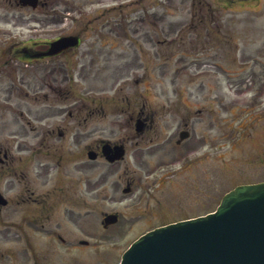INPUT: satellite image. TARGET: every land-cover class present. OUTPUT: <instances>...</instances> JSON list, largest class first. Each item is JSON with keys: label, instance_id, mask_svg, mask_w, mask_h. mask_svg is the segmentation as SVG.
I'll list each match as a JSON object with an SVG mask.
<instances>
[{"label": "flooded vegetation", "instance_id": "flooded-vegetation-1", "mask_svg": "<svg viewBox=\"0 0 264 264\" xmlns=\"http://www.w3.org/2000/svg\"><path fill=\"white\" fill-rule=\"evenodd\" d=\"M11 1L7 0L10 4ZM13 1L17 7H21L20 0ZM144 1L150 0H134L133 9L129 6H126L128 9H123L121 2H118L113 9L116 17L123 13L127 14V16L123 14L127 17V24L123 25L125 35L123 36L127 37L129 47L126 54L121 52L125 45H120L113 37L111 41L103 40L104 29H107L111 36L120 37L117 30L122 27L120 23L115 22L112 28H108L101 19V25L95 21L96 25L92 22V26L85 24L79 27L75 25L74 19L68 16L70 15L69 0H64V9L55 11L48 22L34 15L38 7L28 14L20 11L17 25L27 26L33 34L18 44L11 45L8 50L4 51L2 47L0 48V56H5L4 59L0 58L1 75H3L2 68L5 67L7 70L11 68L15 77L8 82L4 93H0V242L7 251L12 250V253L17 251L23 259L31 260L48 256L47 253L52 254L55 243L64 245L67 252L85 250L87 244L83 239L75 238L74 243H71L73 235L71 221L81 219L80 209L86 204L85 197L75 196L76 192L81 195L82 189H88L89 180L86 179L88 162L105 163L101 154L104 142H108L111 146L122 145L125 153L129 152L134 165L139 168L142 166L139 164L141 157L162 153L160 163L156 165L158 168L165 166L167 169L157 178V182L161 181L164 184L168 182L177 184L174 182L176 177L173 173L177 172L175 167L179 162L181 166L178 169L188 165L186 171L195 165L193 128L195 110L189 113L190 107L185 106L189 119L180 118L179 106L174 103L179 99L176 93L172 94V97L176 98L172 101L169 100L171 95L163 93L166 100L161 104L160 117L156 111L147 109L146 101L139 102L135 97L130 100L126 98L125 109L129 114L126 123L128 134L115 141L102 139L89 141V136L98 129L93 128L92 132H88L90 125L88 118L104 112L105 102L109 105L115 104V98L106 101L102 97L89 96L88 93L107 92L103 90L105 89L103 84L107 82L106 78H113L112 71L118 72L115 81L117 86L123 88L119 83L125 82L129 79V76H126L131 75L127 73L124 76V72L132 69L131 65L133 67L137 58L143 60V63L148 61L161 66L173 60L174 62L183 60L181 57L177 58V54L185 56L177 51L172 42L167 41L166 24L169 14L166 7L167 0H151L152 4L149 6L144 5ZM192 2L194 3L190 11L192 17H204V11L195 9V0ZM47 3L43 0L39 5L45 7ZM57 4L60 8L59 1ZM207 7L205 15L210 17L211 21L206 33L211 38L210 50L216 51L222 49V45L219 42L221 38L217 37L215 30L220 27L219 21L214 18L223 17L225 13L231 12V9L214 10L208 4ZM128 14H132V18H138L137 21L130 19ZM102 15L103 11H100L96 17L102 18ZM4 18L6 15L0 14V19ZM147 19L149 23L146 22ZM142 22L155 28L161 25L160 29L164 31L166 39L154 41L152 32L156 36L158 32L153 30L148 33L138 28L137 25ZM169 28L177 32V28ZM255 30L252 33L261 38L260 42L255 41L257 43L250 41V37H248L250 40L245 38L244 41H236L230 38L228 33L229 39L226 43L223 42V45L225 47L228 45L229 55H220H224L231 68L220 66L221 61L215 52L209 51V56H201L203 53L195 56V63L203 62V66L209 67L207 72L211 67H219L218 71L212 72L218 79L223 78L221 87L217 84L212 87L207 86L206 93H228V97H224L228 105L219 102L221 107L225 110L230 109V112L243 113L235 126H233L234 122L227 126L228 132H231L228 133L229 136L227 135L230 141L242 128L251 131L247 134L249 136L264 126V25L255 27ZM91 32L100 33L101 40L97 37L96 40L90 38ZM136 33L137 37L143 38L147 33V39H143V44L153 49V57L150 53H147L149 57L145 54H143L144 58L137 57V51L140 53L144 48L134 41ZM129 34H132V38ZM68 36L77 37L78 44L67 48H54L50 52L52 44ZM104 47L111 52L109 54L104 52ZM94 63H97L98 67L101 65L103 70L92 69ZM114 63L121 65L112 66ZM258 64L263 66L260 73L254 69ZM13 66L15 69L12 68ZM89 66L90 68H87ZM105 71L109 73L104 74ZM200 74L197 76L204 75ZM2 78L5 79V76ZM135 79L133 83L137 85L141 80ZM14 87L17 93H13ZM204 88L205 86L201 84L196 93H200ZM77 93L85 95L77 96ZM199 113L200 111H197V114ZM160 118L164 119L165 132L159 136L158 132L162 128L158 120ZM191 119L193 121L190 122ZM191 137L194 141L189 144V150L185 145L189 143ZM200 137L202 141L206 140V135L201 134ZM180 146H183L187 152L177 158L173 152ZM89 152L94 153L95 159L88 160ZM165 156L171 159H166ZM154 165L155 163L151 164V168ZM135 174V169L130 170L129 179L126 181L129 189L135 185L134 177H131ZM164 178H168V182H165ZM151 215L154 221L167 217L158 208L151 212ZM6 257L10 255L7 254ZM11 262L13 263V259Z\"/></svg>", "mask_w": 264, "mask_h": 264}, {"label": "rangeland", "instance_id": "rangeland-1", "mask_svg": "<svg viewBox=\"0 0 264 264\" xmlns=\"http://www.w3.org/2000/svg\"><path fill=\"white\" fill-rule=\"evenodd\" d=\"M50 1L53 3H49ZM58 1L60 8L57 4ZM69 1L70 18H73L75 25L79 27L85 24L91 25L92 22L93 25H96L95 21L101 25V19L108 28H112L115 22L120 23L121 29L117 28L120 37L111 36L107 29H104L103 40L111 41V37H113L114 40L119 41L120 45H125L121 52L126 54L129 51L127 37H124L123 34V25L127 24V14L123 13L126 16L123 14L118 17L115 16L113 9L111 10L115 0ZM47 2L45 7H38L34 14L40 20H46L44 22H48L55 11L64 9V0H47ZM11 4L7 0H0V14L6 15V18L0 19V48L2 47L4 51L33 34L27 26L21 27L16 23L20 20V11L28 14L32 12V9L17 7L13 0ZM143 4L149 6L152 1H144ZM207 4L214 10L231 9V12L225 13L223 17L216 16L217 18H214V20L219 21L220 27L215 30L217 37L221 38L219 42L222 45V49L216 51L210 50L211 41L209 39L211 38L206 33V28L211 21V18L205 15V11L208 10ZM166 7L169 11L166 24L167 41L168 43L172 42L177 51L185 55L184 57L180 54L176 56L183 58V60L180 61L179 59L176 62L173 60L171 63L167 62L159 66L148 61L143 63V60L137 58L133 67L131 65L133 71L131 69L124 72V76L127 73H131V75L126 76H129L128 80L119 83L123 88L117 86L115 81L118 72L112 71L113 78H106L107 82H102L105 87L103 90H107V92L88 93L89 96L102 97L106 101H112L110 99L115 98V104L109 105L108 102H105L103 104L104 112H99L94 117L88 118L90 124L88 132H92L93 128L98 129L97 132L89 136V141L94 139L115 141L128 134L126 123L129 120V114L126 113L127 109H125L126 98L130 100L135 97L139 102L146 101L147 109L156 111L160 117L162 113L161 104L166 100L163 93L171 95V97L169 96L171 101L176 99L175 96L172 97V94L176 93L179 99L178 102L175 101L174 103L179 106L180 118L189 119L188 110L185 106L190 107L189 113L195 110V125L193 126L195 130V165L186 171L188 165L184 166L183 163L184 168L178 169L181 166V162H179L175 167L177 172L173 173L176 177L174 182L177 184H171L168 182V178H164L165 182H168L164 184L161 181L157 182V178L167 169L165 166L158 168L156 165L160 163L162 153L141 157L139 159V164H142L140 168L134 165L129 152L123 161L113 165L88 162L86 178L89 180L88 189H82L81 195L76 192L77 195L75 196L78 198L85 197L86 204L80 209L82 212L81 219L71 221L73 234L71 243H74L75 238L86 240L89 243L85 250L67 252L65 251L66 247H63L64 245L55 243V250L52 254L47 253L48 256L44 255L30 260L20 257L17 251L14 253L12 250L11 252L7 251L6 247L2 246L3 243L0 242V264H116L129 244L149 229L179 218L180 215L184 217L204 215L213 211L221 196L235 185L264 180V126L249 136L247 134L251 131L242 128L231 141L228 140L227 135L231 132H228L227 126L233 122V126H235L243 113L230 112V109L225 110L221 107L219 102L228 105L224 101V97L227 98L228 93H206L208 87L216 84L221 87L223 78L218 79L212 72L213 70L218 71L219 67H211L207 72L209 68L207 65L203 66V62L195 63V56L202 53L201 56H206L210 51L217 53V57L221 61L220 66L231 68L224 55H220L229 52L228 45L226 47L223 45V42L226 43V40L229 39V35L230 38L239 42L244 41L245 38L249 39L248 37L254 43L260 42L261 38L252 32L256 31L255 27L264 25V0H232L228 4L220 3V0H195V9L204 11V17L195 18L190 12L194 7L192 0H167ZM97 11H99L98 14ZM100 11L104 13L102 18L96 17ZM132 16V14H128L130 19L137 21L138 18L135 19ZM148 19L146 20L147 23H149ZM142 23L138 24L137 27L146 30L148 33L153 30L158 32V38L152 32L154 41L165 38L164 31L160 29L161 25L159 28H155L153 25ZM41 26L43 25L41 24ZM192 26L194 27L190 29ZM169 27L177 28V32H173V29L170 30ZM129 35L132 38V34ZM136 35L137 33L134 41L144 48L140 53L137 51V57L144 58L143 54L149 57L147 53L153 57V49H149L143 44V39H147V33L145 38ZM198 36L200 37L198 38ZM91 37L93 40H96V37L101 40L100 33L91 32ZM104 52L109 54L111 50L104 47ZM4 57L0 56L1 59ZM179 61L180 64L178 65ZM96 64H93L92 69L103 70L101 65L98 67ZM115 65H121V63H114L112 66ZM12 68L15 69L14 66ZM254 69L260 73L263 66L258 64L254 66ZM108 73L109 71H105L104 74ZM199 73L204 75L197 76ZM2 74L0 76V93H4L8 82L15 78L11 68L7 70L3 67ZM2 76H5V79ZM135 78L141 80L137 85L133 83ZM201 84L205 88L200 93H196ZM12 91L17 93L16 87ZM83 95L85 94L77 93V96ZM140 95L143 96L140 97ZM231 96L233 97V93ZM193 106H195L194 109ZM197 111L200 113L197 114ZM158 120L162 127L158 132L160 136L165 132L164 119ZM201 134L206 135V140H201ZM193 141L194 138L191 137L185 148L190 150L189 144ZM185 148L180 146L173 153L179 158L187 152ZM165 157L171 159L169 156ZM154 163V167L151 168V164ZM134 169L136 174L131 177H134L135 185L131 187L128 193H124L123 189L129 179L130 170ZM82 177L84 179V176ZM157 208L167 217L154 221L151 212L153 213ZM111 213L118 215V221L107 228H103L101 221L104 215ZM7 254L10 257H6ZM12 259L13 263L11 262Z\"/></svg>", "mask_w": 264, "mask_h": 264}, {"label": "water", "instance_id": "water-1", "mask_svg": "<svg viewBox=\"0 0 264 264\" xmlns=\"http://www.w3.org/2000/svg\"><path fill=\"white\" fill-rule=\"evenodd\" d=\"M36 1L24 0V4L34 6ZM76 42L67 37L56 43L66 47ZM102 154L114 162L121 159L124 149L105 144ZM116 221L117 216L108 215L103 226ZM118 264H264V182L237 186L211 213L145 233Z\"/></svg>", "mask_w": 264, "mask_h": 264}]
</instances>
